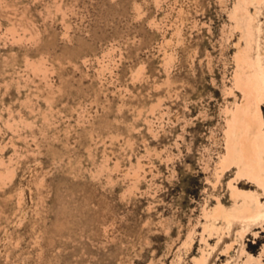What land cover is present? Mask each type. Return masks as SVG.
<instances>
[{
  "label": "rangeland",
  "instance_id": "374dc122",
  "mask_svg": "<svg viewBox=\"0 0 264 264\" xmlns=\"http://www.w3.org/2000/svg\"><path fill=\"white\" fill-rule=\"evenodd\" d=\"M239 53L264 0H0V264H264L214 218L264 204L223 171Z\"/></svg>",
  "mask_w": 264,
  "mask_h": 264
},
{
  "label": "bare ground",
  "instance_id": "6f19581e",
  "mask_svg": "<svg viewBox=\"0 0 264 264\" xmlns=\"http://www.w3.org/2000/svg\"><path fill=\"white\" fill-rule=\"evenodd\" d=\"M240 14L244 19L243 37L249 47L255 33V18L248 10ZM237 66L240 72L237 85L241 97L239 102L235 101L236 109L233 112L227 109L231 113V123L223 171L236 166V179L249 177L264 188V64L261 57L255 60L249 53H239ZM230 188L234 200L239 199L241 202L235 203L230 211L219 205L218 211L214 213L215 220L225 221L229 228L234 220L244 223L264 222V204L259 196L254 192L240 190L232 183ZM244 234L245 230L241 231V236ZM247 258L244 264L261 262L260 258Z\"/></svg>",
  "mask_w": 264,
  "mask_h": 264
}]
</instances>
